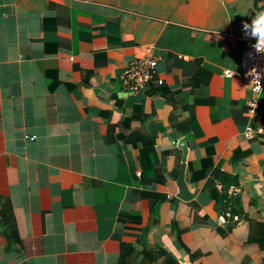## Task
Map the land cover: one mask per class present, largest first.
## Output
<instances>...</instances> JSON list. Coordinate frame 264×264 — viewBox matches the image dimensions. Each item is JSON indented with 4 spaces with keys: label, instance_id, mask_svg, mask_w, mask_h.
I'll list each match as a JSON object with an SVG mask.
<instances>
[{
    "label": "crops",
    "instance_id": "0c3cea01",
    "mask_svg": "<svg viewBox=\"0 0 264 264\" xmlns=\"http://www.w3.org/2000/svg\"><path fill=\"white\" fill-rule=\"evenodd\" d=\"M218 1L0 0V264H117L122 243L133 247L126 264L157 248L168 254L156 264H264V135H244L264 118L247 114L250 82L223 74L238 69L242 26L261 11L221 1L218 29ZM145 47L158 58L154 78L127 92L119 75ZM200 56L214 105L184 85ZM188 106L189 135L170 122ZM131 133L151 138L153 173ZM182 138L187 200L176 184ZM236 149L249 153L232 162ZM214 168L237 180L226 192L237 221L219 218ZM143 192L159 194L147 233L155 198Z\"/></svg>",
    "mask_w": 264,
    "mask_h": 264
},
{
    "label": "trees",
    "instance_id": "16d2710c",
    "mask_svg": "<svg viewBox=\"0 0 264 264\" xmlns=\"http://www.w3.org/2000/svg\"><path fill=\"white\" fill-rule=\"evenodd\" d=\"M253 6H254L255 10L264 11V0H253ZM195 59L197 62L195 64V68L192 72H190L189 80L187 82H185L184 85L189 86L193 91H200V93H198V97H200V101L203 104L214 105V103H215L214 97L211 96L207 92V85L209 83L210 76L213 72V68H212V66H210L208 64H200L201 60H202V56L196 57ZM51 87H53V86H51ZM260 102L262 104V100H259V103ZM192 106L184 107L183 110H186V109L189 110L188 115H186L185 117H182L180 111L177 110L176 108H174V111H172L170 114V122L173 124L175 123V125L178 127V129L187 135H189V132L191 131V128H192L191 126L193 125L194 117H195V113H194ZM256 115H261V117L264 118V110L262 111L261 107L257 108ZM233 119L238 126L239 125L242 126L246 122V118L244 116L240 117L237 114L233 115ZM250 124L252 127H255L254 126V120L251 121ZM131 136L134 137V141H137V142L141 141V146L139 147V161H140V165H141V170L146 172V174H148L149 171L153 173L157 164H156L155 151H154V147H153L151 138L143 137V135H137L134 133H131L130 137ZM128 139L130 140V138H128ZM248 153H249V151L244 150L243 152H241L239 149H236L233 152V157H232L231 161L233 162L237 159L238 156L247 155ZM210 173H211V178L209 179L210 183L213 180L214 181L218 180L221 183L220 194H216V190H215L216 186H214L215 183H212L213 184V187L211 188L212 189V196L214 197L215 201H217V200L221 201V202L224 201V206H225L226 210L230 209L229 211L233 214L234 209L232 207L234 206V204L230 203V197L227 196L226 192H227L228 187L231 184H237L236 178L229 173L221 171L219 168L211 169ZM173 174H175V171L173 172ZM175 176H177V174ZM142 194L145 195L146 197H149V198L150 197L155 198L152 201V204L150 207L151 214H150L149 224L146 225L144 228H142L143 232L147 233L148 230L157 221V216L154 215L153 213H155V211H156V204L157 203L155 201H157V199H159V194L150 193V192H143ZM1 223L7 224V222H5V220L0 221V224ZM8 230L9 231L6 234L8 237V243H9V245H11V243L14 242L15 238L13 236L12 230L10 228ZM132 251H133V247L131 245L126 244V243H122L120 245V252H119L117 264H126L125 261H127L128 257H130ZM142 251L143 252L141 254H143V258H142L141 262H144L145 264H147V263L148 264H156L157 260L160 257H162L163 255L166 256L168 254L163 248H157L155 250H150V251H147V250H142ZM166 263L161 262L160 264H166Z\"/></svg>",
    "mask_w": 264,
    "mask_h": 264
},
{
    "label": "built area",
    "instance_id": "2783aa9c",
    "mask_svg": "<svg viewBox=\"0 0 264 264\" xmlns=\"http://www.w3.org/2000/svg\"><path fill=\"white\" fill-rule=\"evenodd\" d=\"M243 41L244 49L241 53L238 69H224L223 74L226 75V73L234 71L233 76H239L240 78L250 82L252 96L248 100L247 114L252 117L259 105V95L264 90V53H257L255 51V49L252 47V45L255 43L253 39L246 37L243 39ZM157 63L158 58L152 56L150 47H145L141 54L134 55V57L127 63L119 75L123 89L130 93H138L139 91L143 90L148 85L150 80L153 79L156 72ZM252 68H255L260 74L259 83L261 86V92L255 91L256 81L252 80V75L247 74ZM244 135L247 138L255 137L257 135H264V125L260 124L256 127L247 125L244 130ZM34 138L35 136H33L31 139ZM215 186L221 190V183L218 180H215ZM227 191L229 193H233L237 191V188L235 186H229ZM219 218L222 222L227 218H232L234 221H237L239 216L232 214L229 210H223Z\"/></svg>",
    "mask_w": 264,
    "mask_h": 264
},
{
    "label": "clouds",
    "instance_id": "9594fccd",
    "mask_svg": "<svg viewBox=\"0 0 264 264\" xmlns=\"http://www.w3.org/2000/svg\"><path fill=\"white\" fill-rule=\"evenodd\" d=\"M243 33L246 37H249L255 41L252 47L257 53H264V11L257 12L255 17L251 20V23L243 24ZM253 76L252 80L256 81L255 91L261 92V86L259 83V73L255 68H252L247 73ZM226 75L232 79L234 71L226 73Z\"/></svg>",
    "mask_w": 264,
    "mask_h": 264
},
{
    "label": "water",
    "instance_id": "95a60500",
    "mask_svg": "<svg viewBox=\"0 0 264 264\" xmlns=\"http://www.w3.org/2000/svg\"><path fill=\"white\" fill-rule=\"evenodd\" d=\"M178 147L182 150V156H181V163H180V173L177 177V188H178V197L183 199V200H187L190 196V194L188 193V190L186 188V183L184 181V175H183V171L185 168V158H186V152H187V146H186V140L185 138H182L179 140L178 142Z\"/></svg>",
    "mask_w": 264,
    "mask_h": 264
},
{
    "label": "rangeland",
    "instance_id": "374dc122",
    "mask_svg": "<svg viewBox=\"0 0 264 264\" xmlns=\"http://www.w3.org/2000/svg\"><path fill=\"white\" fill-rule=\"evenodd\" d=\"M221 1H225V0H219L218 2V5L220 6V2ZM221 8L223 9V7L222 6H220L219 7V9H220V11L218 12V19H217V25H216V27L218 28V29H222L223 28V25H225V22H224V20L222 19V10H221ZM255 16V15H254ZM253 16V17H254ZM253 18L252 17H250V16H246V20H245V23H251V20H252ZM243 20H244V18H243ZM235 31V30H234ZM244 34V33H243ZM243 44V43H242ZM243 45L241 46V47H239V48H237L236 49V51H235V54H232L234 57H233V60H234V67H235V62L237 61V59H240V57H241V53H242V51H243ZM236 68H238V66L236 67ZM264 92V90L260 93V94H262ZM263 95H264V93H263Z\"/></svg>",
    "mask_w": 264,
    "mask_h": 264
}]
</instances>
